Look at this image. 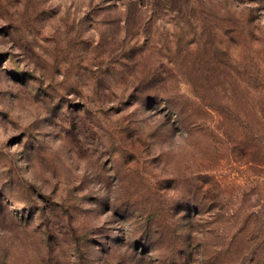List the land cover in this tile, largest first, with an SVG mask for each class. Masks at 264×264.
Wrapping results in <instances>:
<instances>
[{"label": "rangeland", "instance_id": "rangeland-1", "mask_svg": "<svg viewBox=\"0 0 264 264\" xmlns=\"http://www.w3.org/2000/svg\"><path fill=\"white\" fill-rule=\"evenodd\" d=\"M260 101L264 0H0V264H264Z\"/></svg>", "mask_w": 264, "mask_h": 264}, {"label": "trees", "instance_id": "trees-1", "mask_svg": "<svg viewBox=\"0 0 264 264\" xmlns=\"http://www.w3.org/2000/svg\"><path fill=\"white\" fill-rule=\"evenodd\" d=\"M248 107L249 116L241 122L242 126L248 132L251 143L257 144L260 149H264V101H260L259 105Z\"/></svg>", "mask_w": 264, "mask_h": 264}]
</instances>
